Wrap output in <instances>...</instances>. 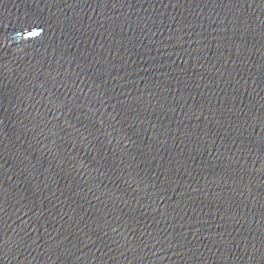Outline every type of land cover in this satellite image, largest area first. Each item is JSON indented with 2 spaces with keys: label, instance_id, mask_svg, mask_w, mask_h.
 <instances>
[{
  "label": "water",
  "instance_id": "water-1",
  "mask_svg": "<svg viewBox=\"0 0 264 264\" xmlns=\"http://www.w3.org/2000/svg\"><path fill=\"white\" fill-rule=\"evenodd\" d=\"M0 264H264V0H0Z\"/></svg>",
  "mask_w": 264,
  "mask_h": 264
},
{
  "label": "clouds",
  "instance_id": "clouds-1",
  "mask_svg": "<svg viewBox=\"0 0 264 264\" xmlns=\"http://www.w3.org/2000/svg\"><path fill=\"white\" fill-rule=\"evenodd\" d=\"M35 30H36V28L32 29V31H35ZM28 31L29 30H25L23 33L19 34V39L17 40L18 44L20 43V41H25V42L28 41V35H27ZM40 32L42 33V29H40ZM23 50L24 49L22 47H16L15 49H13V51L16 53H22Z\"/></svg>",
  "mask_w": 264,
  "mask_h": 264
}]
</instances>
